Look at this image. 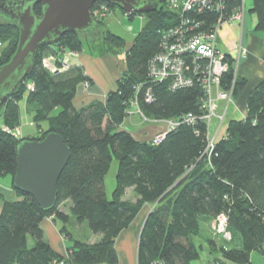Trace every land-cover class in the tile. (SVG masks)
Instances as JSON below:
<instances>
[{
    "label": "trees",
    "instance_id": "trees-1",
    "mask_svg": "<svg viewBox=\"0 0 264 264\" xmlns=\"http://www.w3.org/2000/svg\"><path fill=\"white\" fill-rule=\"evenodd\" d=\"M155 1L158 6L154 11L135 13L146 21L126 50L125 39L101 27V21H97V36H92L94 32L83 37L67 31L55 44L37 48L32 71L8 96L0 110V176L10 175L12 185L17 144L23 139L40 140L48 132L62 136L70 157L58 178L52 208L41 209L33 197L13 185L19 199H2L0 264H59L60 261L118 264L115 238L145 204L150 207L138 241L137 264H191L200 255V245L193 241L201 235L199 216L213 219L220 213L227 217L230 240L232 231L238 233L241 247L227 248L206 238L210 250L220 254L212 264H251L250 253L264 251V80L249 91L244 118L228 121L225 134L214 143L209 155L204 153L206 125L202 120L194 125L180 124L157 144L137 140L129 131L118 128L136 94L145 117L171 119L189 113L202 114V89L198 84L170 90L166 82L150 80L148 76V61L160 47L159 32L175 24L178 18L166 0ZM240 5L241 0H230L225 12L230 14ZM33 9L39 13L40 5L35 4ZM251 11L257 16L255 29L264 30V0H253ZM201 18L206 22L205 28L216 22L212 14ZM0 40L4 42L0 48V64H3L14 53L18 40L17 28L5 18L0 19ZM84 45L98 46L100 54H106L112 47L114 53H124L125 69L104 101L95 100L76 108L73 99L77 86L84 81L92 84L91 78L80 67L53 74L40 60L52 47L79 52ZM232 77L231 65L221 85L229 87ZM26 82L33 87L26 89ZM138 83L144 84L139 93ZM245 85L246 80L237 76L233 97ZM147 86L153 94L151 102L143 99ZM21 100L29 107L38 130L33 136L17 138L2 127L14 128L20 124ZM54 110L57 112L53 113ZM113 159L117 161V170L109 198L104 178ZM128 187H133L137 195L135 202L122 199ZM67 200L70 206L65 212L59 207ZM69 213L78 222L86 220L90 231L101 238L94 243L78 240L62 224L59 231L72 241L63 256L45 241L40 222L53 215L64 223ZM29 236L33 239L32 246H28Z\"/></svg>",
    "mask_w": 264,
    "mask_h": 264
},
{
    "label": "built area",
    "instance_id": "built-area-1",
    "mask_svg": "<svg viewBox=\"0 0 264 264\" xmlns=\"http://www.w3.org/2000/svg\"><path fill=\"white\" fill-rule=\"evenodd\" d=\"M230 0H166L170 10L178 14L175 24L162 29L160 34V47L151 56L147 64V72L150 80L166 82L170 90L190 87L198 84L202 89L201 109L202 114L195 116L193 114H185L177 118L158 119L165 122V129L157 132L151 139L153 144L161 142L168 131L174 129L182 123L194 125L202 120L206 125V147L204 153L211 152L214 143L223 135L219 134L221 121L224 112L228 109L232 102L234 83L237 74V64L240 58L246 55V49L240 41L236 46L235 56L223 51L217 44L218 31L224 23L237 22L242 25L244 18V0L241 5L228 14L225 11L226 5ZM110 7L100 2L91 7L90 12L94 19L98 21L107 15ZM128 16L130 13H125ZM212 14L216 16V22L209 28H205V20L202 15ZM4 42L0 40V48ZM70 55H76L74 51H68ZM71 52V53H70ZM61 66V69L52 68V73H60L69 69L70 62L58 58L55 60ZM233 67V77L229 87L221 85L223 75ZM88 87V82H83ZM144 86L138 83L136 86L137 93ZM33 87L30 83L29 89ZM138 94L130 100V107L139 105ZM143 99L145 102L153 100V94L149 86L143 91ZM222 108L221 113L218 109ZM131 109V108H130ZM127 109L128 114H140L142 119L148 120L144 116L141 109ZM215 121L213 125L211 123ZM218 123H217V122ZM3 130L19 138L18 127L9 128L3 126ZM198 131L196 130V134ZM212 228L216 233H220L222 237L229 241L231 233L227 229V217L224 213L216 215L212 219ZM59 264H66L60 261Z\"/></svg>",
    "mask_w": 264,
    "mask_h": 264
},
{
    "label": "water",
    "instance_id": "water-1",
    "mask_svg": "<svg viewBox=\"0 0 264 264\" xmlns=\"http://www.w3.org/2000/svg\"><path fill=\"white\" fill-rule=\"evenodd\" d=\"M116 5L127 13L154 11L155 0H0V14L13 22L18 40L10 59L0 64V110L33 68L36 50L55 44L67 31L86 37L97 28L90 9L95 2ZM35 4L40 12H34ZM16 190L30 195L43 210L56 202L57 181L70 157V149L57 132L42 139H23L16 147Z\"/></svg>",
    "mask_w": 264,
    "mask_h": 264
},
{
    "label": "crops",
    "instance_id": "crops-1",
    "mask_svg": "<svg viewBox=\"0 0 264 264\" xmlns=\"http://www.w3.org/2000/svg\"><path fill=\"white\" fill-rule=\"evenodd\" d=\"M245 7L246 6L244 2V10ZM251 7L252 4L248 9L249 16H246L247 14L245 10L242 25L234 21L224 23L220 28L217 39L218 46L230 55L235 54V47L239 41L246 49V55L239 59L237 65V76L244 78L246 80V85L227 109V122L232 119L244 118L246 114V98L249 91L259 81L264 80V30L255 29L257 16L255 12L251 11ZM49 51H47L45 55L50 56V59L48 60L50 63L51 61L53 62L58 60V58L65 56V61L70 62L71 65L75 67H80L83 71V74L87 75L92 80V84L88 88L84 86L83 82L77 86L76 94L73 99V104L76 108H80L95 100L104 101L107 92L115 88L117 79L125 69L124 59L120 61L114 57V61L118 63L120 67L114 66L112 73L109 74L107 79L105 78L103 81L101 79L97 81L98 74L95 70V65L104 64L103 59L106 56L96 57L91 50H89V54L82 51L75 56L68 54L67 50L59 51L53 47ZM45 55L43 57L46 65L47 61L45 59ZM122 125H125L124 122L121 123V126ZM36 131L27 133V136L35 135ZM151 131L152 129H149L147 126H140L129 130L132 136L137 140L149 139L150 136H152ZM2 199H19L11 185V182L9 186L0 184V209ZM63 204H68V206H70V201L67 200ZM149 207V205H143L131 223L126 228L122 229L115 238L114 247L118 256V264H137L138 241ZM62 210L66 212V210ZM60 226L61 223L57 221V218L53 215L43 218L40 222V227L43 230L45 241L53 250L63 256H66L67 250L71 246L72 241L69 238L63 236V234L59 231ZM100 238V234L86 232L84 237L78 240L87 243H94ZM27 242H30V246L33 245L32 238L29 240L28 237ZM257 253H259V255L264 259V251H257ZM250 263L252 264L251 260Z\"/></svg>",
    "mask_w": 264,
    "mask_h": 264
},
{
    "label": "rangeland",
    "instance_id": "rangeland-1",
    "mask_svg": "<svg viewBox=\"0 0 264 264\" xmlns=\"http://www.w3.org/2000/svg\"><path fill=\"white\" fill-rule=\"evenodd\" d=\"M244 2H245V6H246L245 7L246 14H247L246 16H249L248 9H249L250 5L252 4V0H245ZM125 13H127V12H124V11L121 12L118 7H113V8H110V11L107 13L106 16L100 18L98 21L102 22L103 26H101V27L107 28L112 33L117 34V35H119L125 39V45L123 46V48L126 50L128 48V46H130V44L133 43L135 36L139 32L143 23L146 21V18L144 16H141L138 14H135L132 17H128V16H126ZM0 15L3 17L2 14H0ZM2 17H0V18L2 19ZM100 29L101 28H99V30ZM219 31H220V29H219ZM219 31H218L217 38L219 36ZM97 32H98V30L96 29L94 31V33L92 34V36L99 35V32L98 33ZM237 44H236V46H237ZM110 49L111 50L109 52H107L106 54H100L99 53L100 49L98 46H95V47L92 46L91 48H89V46L84 45L83 49L81 51L75 52V53L78 54V53H81L82 51H84L85 53L89 54V50H91L96 57L106 56L103 59L104 64L95 65V70L98 74L97 81L100 79L103 81V80H105V78L107 79L109 77L110 73H112L114 66L120 67L119 64L114 61L115 60L114 57H116L120 61L124 58V53H121V54L120 53H114L115 49L113 47ZM46 52L47 51L44 52V55ZM235 52H236V47H235ZM235 55L236 54H234L233 56H235ZM45 56H46L45 59L47 62L45 65L44 57H42L40 60V63L42 66L49 69L51 73H52V68L61 69V66L58 62H56V61L52 62L51 61V63H50L48 61L50 59V56L49 55H45ZM64 58H65V56H63L61 59H64ZM73 67H75V66H71L70 68H73ZM66 72L67 71H65V73ZM236 77H237V74H236ZM29 85H30V83L26 82L25 88L29 89ZM89 86H91V84H89L88 87ZM234 99H235V97H233V95H232V102ZM232 102L229 104L228 108L230 107ZM137 106H138V108H140L139 105H137ZM137 106L134 105L132 107H129V109L131 108L130 110H135L137 108ZM19 107H20V124L17 127L19 130L20 138H23V137L27 136V133L35 132L38 129L32 120V113L29 110V107L26 105L24 100H21L19 102ZM221 111H222V108L218 109V113H221ZM56 112H57V110H54L53 113H56ZM226 113H227V110H226V112H224L223 120L221 121V128L219 130V134H222V135L225 134L226 127L228 124ZM147 119L148 120L142 119V116L140 114H137V113L128 114L123 120L125 125H122V126L120 125L118 128L125 129V130L129 131V130L135 129L137 127H140V126H147V127H149V129H152V131H151L152 136H150V138L147 139V140H151L157 132L164 130L166 126H165L164 121L158 120V119H162V118H149V117H147ZM0 123H1V120H0ZM214 123H215V121L213 120L211 125H213ZM41 124H42V127L45 129L46 123L43 122ZM152 127H154V128H152ZM205 158L207 159V155L205 156ZM116 170H117V161L115 159H113L111 164H110L109 170H108V172L104 178L105 191H106L107 196L109 198L111 197L112 190L115 186ZM10 182H11L10 175L0 176V184H5L6 186H9ZM136 198H137V195H136L133 187H128L125 189V192H124L122 199L128 200L130 202H135ZM146 205H149V204H146ZM68 207H69L68 204H62L59 208L60 209L62 208L64 210H66V212H68ZM57 221H59L61 223V225L64 224L67 231L70 232L72 234V236L76 239H81L82 237H84L86 232L92 233L88 227L86 220H83L82 222H78L76 220V218L73 215H71L70 213H69V218L66 222L62 223V221L60 219H57ZM199 224H200V228H201V235L199 237H196L193 241L198 247L200 245V247H199L200 255L197 259L193 260L191 264H212L213 263L212 260L214 258L215 259L220 258L219 252L218 251H211L209 245L205 243L206 238L213 239L216 241L217 245H224L227 248H239V247H241V240H240L239 234L232 231V234H233L232 240L226 241L220 233H216L214 231V229L212 228V218L211 217L206 216V215L199 216ZM30 238L31 237L29 236V240H30ZM30 245H31L30 242H28V246H30ZM250 260H251L252 264H264L263 257H261L259 255V253H257L256 250L251 252ZM226 264H234V263L226 262Z\"/></svg>",
    "mask_w": 264,
    "mask_h": 264
},
{
    "label": "flooded vegetation",
    "instance_id": "flooded-vegetation-1",
    "mask_svg": "<svg viewBox=\"0 0 264 264\" xmlns=\"http://www.w3.org/2000/svg\"><path fill=\"white\" fill-rule=\"evenodd\" d=\"M99 3H100V2H99ZM99 3H97V4H99ZM0 17H2V16L0 15ZM2 18H5V17H4V15H3V17H2ZM0 19H1V18H0Z\"/></svg>",
    "mask_w": 264,
    "mask_h": 264
}]
</instances>
